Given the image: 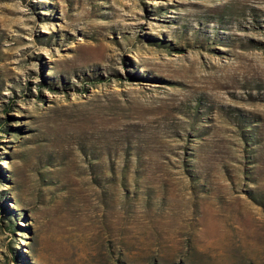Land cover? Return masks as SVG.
<instances>
[{"label": "rangeland", "instance_id": "obj_1", "mask_svg": "<svg viewBox=\"0 0 264 264\" xmlns=\"http://www.w3.org/2000/svg\"><path fill=\"white\" fill-rule=\"evenodd\" d=\"M0 264H264V0H0Z\"/></svg>", "mask_w": 264, "mask_h": 264}]
</instances>
